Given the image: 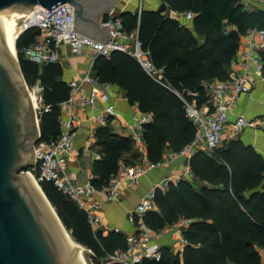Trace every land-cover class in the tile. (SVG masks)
<instances>
[{"label": "trees", "instance_id": "16d2710c", "mask_svg": "<svg viewBox=\"0 0 264 264\" xmlns=\"http://www.w3.org/2000/svg\"><path fill=\"white\" fill-rule=\"evenodd\" d=\"M162 1L168 10L192 13L191 26L168 12L141 9L117 15L125 32L137 37L160 73L149 74L134 56L121 51L97 57L93 66L100 83L122 88L129 104L152 115L142 133L151 163H160L166 151L180 153L194 140L195 128L185 116L180 96L191 99L188 92H197L198 105L207 103L205 84L230 78L241 37L264 30V10H247L237 0ZM18 37L17 56L25 80L30 88L42 89L40 140H57L62 132V105L70 94L64 68L61 63L38 64L27 58L26 50L38 41L34 30ZM260 56L264 62V50ZM96 137L102 157L94 162L93 172L99 188L117 173L120 161L134 165L122 159L133 142L114 134L110 124L99 127ZM190 167L195 179L169 183L165 191L158 189L155 210L145 216L146 224L157 233L181 220L191 221L183 230L187 245L181 256L162 246L160 261L142 264H262L264 158L253 147L232 140L211 154L195 153ZM40 186L74 241L91 252L92 264H104L108 255L126 248L124 234L93 231L87 213L53 182Z\"/></svg>", "mask_w": 264, "mask_h": 264}, {"label": "built area", "instance_id": "2783aa9c", "mask_svg": "<svg viewBox=\"0 0 264 264\" xmlns=\"http://www.w3.org/2000/svg\"><path fill=\"white\" fill-rule=\"evenodd\" d=\"M245 9H250L253 4H264V0H237ZM23 32L33 29L40 30L43 40L37 46L26 50L29 60L38 63H61L62 50L68 48L75 55H90V65L86 73L79 79L69 81L70 94L68 100L63 103L59 124L62 132L57 140L47 142L39 140L36 143L37 164L28 170L40 185L44 181L53 182L54 185L88 215V222L93 231H103L107 234L111 231L104 217L101 215L102 203L95 198L101 195L105 203L117 202L122 192L127 187L138 186L142 178L161 163L146 161L138 165L126 164L120 161L118 171L106 185L97 187L94 180L98 177L91 173L83 185L73 184L74 174L69 168V162L74 152V131L79 125L80 119L75 114V108L79 110L90 109L95 113V123L98 127H106L116 117L115 107L106 105L100 107L99 103H105L110 99V83H100L93 75V66L99 56L109 57L113 51H121L134 56L151 75L160 73L150 62L148 51L141 49V43L134 34H128L123 28L122 21L117 18L118 11L112 9L102 21L103 25L111 26L113 39L107 43L96 40L73 29L74 9L70 4H60L50 10L36 7ZM141 11V9L139 10ZM185 18L191 20L193 14L185 13ZM22 32V33H23ZM259 34L260 43L255 46L250 40L248 48L239 59V70L226 81H215L205 84L204 88L209 94V101L198 105L197 92H188L191 99L180 96L186 118L195 128L193 142L180 153L170 154L171 160L183 156L186 159L183 175H172L162 183L153 186L139 201L134 210L129 214V221L134 232L127 235L126 248L115 251L104 259V264H142L144 261H160L162 257L161 247L157 239L165 232L179 229V243L176 245V254L184 251L187 241L183 237L189 220H181L176 225L160 233H156L145 222L148 212L155 210V193L158 189L164 191L169 183H176L181 179L194 180L195 177L190 167V160L197 152L211 154L225 141L228 132L231 140L237 139V135L245 128H260L264 130V115L247 119L243 116L230 120V115L237 101L242 95L249 94L258 81L264 83V62L260 51L264 50V30L250 31L247 36ZM134 40V43H132ZM89 91L86 93V88ZM29 88V87H28ZM30 89V88H29ZM28 89V90H29ZM39 92L37 102L42 106L41 91L39 86L31 88ZM37 92V93H38ZM30 93V90H29ZM42 107L39 110L41 113ZM44 111H48L45 108ZM152 121V115L139 111L132 118L131 140L141 150H146L143 139L144 126ZM101 159L100 155H96ZM170 229V230H169ZM118 232V231H116ZM91 253V252H90ZM261 262L264 264V248L259 249Z\"/></svg>", "mask_w": 264, "mask_h": 264}, {"label": "water", "instance_id": "95a60500", "mask_svg": "<svg viewBox=\"0 0 264 264\" xmlns=\"http://www.w3.org/2000/svg\"><path fill=\"white\" fill-rule=\"evenodd\" d=\"M117 2L0 0V264H85L83 246L72 244L41 186L44 196L28 173L37 164L34 144L41 139V132L29 86L15 56V32L34 8L46 11L70 4L73 29L107 43L114 35L111 26L102 21ZM165 10L162 4L158 12ZM35 35L40 36V30Z\"/></svg>", "mask_w": 264, "mask_h": 264}, {"label": "crops", "instance_id": "0c3cea01", "mask_svg": "<svg viewBox=\"0 0 264 264\" xmlns=\"http://www.w3.org/2000/svg\"><path fill=\"white\" fill-rule=\"evenodd\" d=\"M162 4H165L162 0H118L116 9L117 11H136L140 9L157 11ZM166 5V4H165ZM264 10V4H253L250 9L247 10ZM168 12L170 17L177 20L185 19L187 25L191 26V20H187L184 14H178L175 11L166 10L161 13ZM252 40L256 45L261 41L259 34H253L250 39L249 36L244 35L240 39L239 49L236 57L234 58L231 69L230 77L236 73L239 68V59L241 54L247 50L248 45ZM134 43V40H132ZM64 68V79L69 82L72 79L81 78L87 71L90 65V55H75L72 54L68 48L62 50ZM218 81V80H216ZM215 82V81H213ZM89 87L85 92L89 91ZM100 107L106 105H113L116 111V117L110 122L112 132L118 136L131 139L132 132V118L140 110L137 105L129 104L125 97V91L117 86L110 88V99L105 103H99ZM75 114L80 119L79 125L74 131L73 143L74 152L69 162V168L74 174L73 184L83 185L88 182L91 173H94L93 164L96 160V155L102 157L101 148L98 145L96 133L98 126L95 123V113L90 110H79L75 108ZM264 115V83L258 81L254 89L249 93L242 95L233 108L230 120L234 121L237 117L243 116L247 119H253ZM243 144L251 146L254 150L264 158V130L260 128H245L237 135V139ZM225 141H232L229 137V133L225 134ZM224 141V142H225ZM223 142V143H224ZM170 151H166L160 161L161 165L151 170L146 174L141 183L138 186L127 187L124 189L121 198L117 202L105 203L101 195L96 194L95 198L102 203L101 215L104 217L105 223L111 231H118L125 236L134 232V228L129 221V214L139 203L140 199L155 185L162 183L167 177L172 175H183L185 171L186 159L183 156L176 157L171 160ZM123 160H129L134 165L144 163L148 160L147 150H141L132 143L129 151H125L122 154ZM150 162V161H149ZM163 233L158 239V243L163 246H171L174 243V237ZM106 235V233H105Z\"/></svg>", "mask_w": 264, "mask_h": 264}, {"label": "rangeland", "instance_id": "374dc122", "mask_svg": "<svg viewBox=\"0 0 264 264\" xmlns=\"http://www.w3.org/2000/svg\"><path fill=\"white\" fill-rule=\"evenodd\" d=\"M140 2H141V0H140ZM33 30V29H32ZM20 33H21V28L19 29V34L18 35H20ZM37 39H38V41H37V44L35 45V46H37L39 43H41L42 42V40H43V36L42 35H40V36H37ZM34 46V47H35ZM63 56V55H62ZM18 57V56H17ZM60 62H61V64L63 63V58L61 57V60H60ZM30 88V87H29ZM30 90V95H31V98L33 97L34 98V103L36 104V107L37 108H35V111H36V115H37V117H38V120H39V110L41 109V104H39L38 102H37V100H38V97H39V92L38 91H36V93H34L32 90H31V88L29 89ZM38 92V93H37ZM32 98V99H33ZM33 102V101H32ZM37 102V103H36ZM34 105V104H33ZM34 146H36V144H34ZM165 191V190H164ZM123 193V192H122ZM130 216V215H129ZM168 229V228H167ZM166 229V230H167ZM170 230V229H169ZM164 231H165V229H164ZM163 231V232H164ZM162 232V231H161ZM70 233V232H69ZM157 233V232H156ZM167 234L166 235H171V237L173 236L174 237V243H172V251L174 252V253H177L176 252V250H175V247H176V245L179 243V229H174V230H170V231H167L166 232ZM158 234V233H157ZM72 237V236H71ZM126 237V236H125ZM74 240V239H73ZM160 246H163L162 244H160ZM86 254H85V258H86V261H87V264H92V262H91V259H90V251L88 250V249H86V252H85ZM178 254H180V256L182 255L181 254V252H178Z\"/></svg>", "mask_w": 264, "mask_h": 264}, {"label": "bare ground", "instance_id": "6f19581e", "mask_svg": "<svg viewBox=\"0 0 264 264\" xmlns=\"http://www.w3.org/2000/svg\"><path fill=\"white\" fill-rule=\"evenodd\" d=\"M32 10L29 12V14H28V16L26 17V19L21 23V25L18 27V29L16 30V32H15V37H14V45H15V56H16V59H17V49H16V39L17 38H19L18 36H20L21 35V33L24 31V29H25V27H26V24L28 23V19L30 18V16L32 15ZM21 28V33H20V35H18L19 34V29ZM33 98V97H32ZM32 101H33V104H34V107L35 108H37L36 107V104L34 103V98L32 99ZM37 103V102H36ZM31 175V174H30ZM32 177H33V175H32ZM33 179H34V177H33ZM34 181L36 182V180L34 179ZM36 184H37V186H38V188L40 189V185L36 182ZM40 191H41V189H40ZM41 193H42V195H43V192L41 191ZM44 196V195H43ZM45 198V197H44ZM52 212L54 213V215H55V211L54 210H52ZM61 225V224H60ZM62 226V225H61ZM63 228V227H62ZM63 230H64V232L66 233V235L68 236V238L70 239V241L72 242V244L74 245V246H76V247H82V246H80L79 244H77L74 240H73V238L70 236V234L67 232V231H65V229L63 228ZM81 252H82V254H83V256H84V263L85 264H87V261H86V258H85V252H86V250L84 249V247H82V250H81Z\"/></svg>", "mask_w": 264, "mask_h": 264}]
</instances>
